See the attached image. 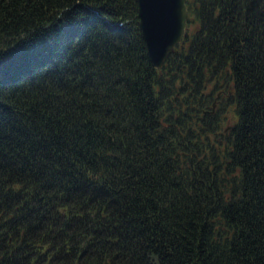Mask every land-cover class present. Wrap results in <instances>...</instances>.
I'll return each mask as SVG.
<instances>
[{
    "label": "trees",
    "instance_id": "trees-1",
    "mask_svg": "<svg viewBox=\"0 0 264 264\" xmlns=\"http://www.w3.org/2000/svg\"><path fill=\"white\" fill-rule=\"evenodd\" d=\"M187 8L0 0V264H264V0Z\"/></svg>",
    "mask_w": 264,
    "mask_h": 264
},
{
    "label": "water",
    "instance_id": "water-1",
    "mask_svg": "<svg viewBox=\"0 0 264 264\" xmlns=\"http://www.w3.org/2000/svg\"><path fill=\"white\" fill-rule=\"evenodd\" d=\"M186 3L187 0H136L138 24L155 69L162 68L185 36Z\"/></svg>",
    "mask_w": 264,
    "mask_h": 264
}]
</instances>
